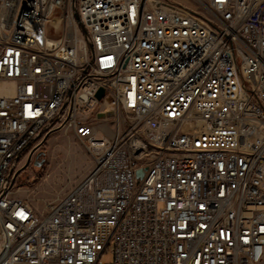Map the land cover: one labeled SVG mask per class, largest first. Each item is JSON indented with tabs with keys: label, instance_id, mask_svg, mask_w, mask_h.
<instances>
[{
	"label": "built area",
	"instance_id": "1",
	"mask_svg": "<svg viewBox=\"0 0 264 264\" xmlns=\"http://www.w3.org/2000/svg\"><path fill=\"white\" fill-rule=\"evenodd\" d=\"M194 3L0 0V264H264V0ZM65 128L92 167L40 212Z\"/></svg>",
	"mask_w": 264,
	"mask_h": 264
},
{
	"label": "rangeland",
	"instance_id": "2",
	"mask_svg": "<svg viewBox=\"0 0 264 264\" xmlns=\"http://www.w3.org/2000/svg\"><path fill=\"white\" fill-rule=\"evenodd\" d=\"M194 6V0H176ZM36 162H41L37 165ZM92 156L71 128L53 133L34 160L18 175L14 195L31 202L42 212L47 203L66 195L92 167ZM112 260L111 254L104 256Z\"/></svg>",
	"mask_w": 264,
	"mask_h": 264
},
{
	"label": "water",
	"instance_id": "3",
	"mask_svg": "<svg viewBox=\"0 0 264 264\" xmlns=\"http://www.w3.org/2000/svg\"><path fill=\"white\" fill-rule=\"evenodd\" d=\"M103 95H104V89L101 88V89L98 91L97 96H98L99 98H101ZM40 163H41V162H36L37 165H40ZM138 175H139V176H142V175H143V171H142V170H139V171H138Z\"/></svg>",
	"mask_w": 264,
	"mask_h": 264
},
{
	"label": "bare ground",
	"instance_id": "4",
	"mask_svg": "<svg viewBox=\"0 0 264 264\" xmlns=\"http://www.w3.org/2000/svg\"><path fill=\"white\" fill-rule=\"evenodd\" d=\"M107 113H108V115L112 114V113H111V111H108ZM100 115H101V116H104V115H105V113H104V112H102V113H100Z\"/></svg>",
	"mask_w": 264,
	"mask_h": 264
}]
</instances>
